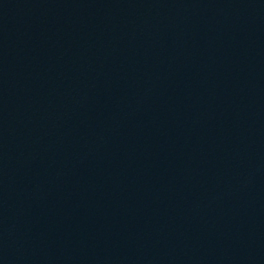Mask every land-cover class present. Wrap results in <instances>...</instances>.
<instances>
[{
	"label": "water",
	"instance_id": "1",
	"mask_svg": "<svg viewBox=\"0 0 264 264\" xmlns=\"http://www.w3.org/2000/svg\"><path fill=\"white\" fill-rule=\"evenodd\" d=\"M0 264H264V0H0Z\"/></svg>",
	"mask_w": 264,
	"mask_h": 264
}]
</instances>
